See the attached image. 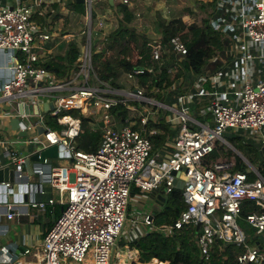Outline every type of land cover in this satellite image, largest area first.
<instances>
[{
    "label": "built area",
    "instance_id": "1",
    "mask_svg": "<svg viewBox=\"0 0 264 264\" xmlns=\"http://www.w3.org/2000/svg\"><path fill=\"white\" fill-rule=\"evenodd\" d=\"M112 1L124 5L130 3V0ZM91 2L85 0L86 26L75 62L76 69L67 80H57L43 68L36 52V40H47L49 36L41 33L32 20L33 7L16 5L9 9L0 1V50L11 53L8 70L12 74L1 85L0 102L9 105L15 103V117L25 123L26 133L38 125L43 126V139L37 137L26 141V144H35L41 149L57 146L59 156L66 158L65 165L51 167L48 171V185L57 194V199L26 204L27 208L37 213L44 212L46 205L62 206L60 215L44 234L40 251L34 254V261H18L0 254V264L129 262L133 260L131 253L116 249L127 220L131 189L134 187L139 192L151 194L162 188L166 198L176 189V180L183 183L181 196L184 210L173 225H162L157 231L169 235L173 230L199 224L196 245L203 259L209 258L210 249L220 240L225 244L244 247V252L237 256L238 264L263 263L264 249L247 246V237L240 229L238 220L244 201L253 202L264 210V178L256 168L248 169L246 166L244 171L236 170L234 156L231 160L208 164L204 159L216 151L219 141L229 147V143L222 138L226 129L259 132L264 127V74L257 83L244 79L242 85L234 90L207 92L197 89L195 94H189V97H211L209 108L213 122L212 127L191 129V119L181 102L182 98L179 108L175 109L148 97L135 84L136 76L142 75L145 69L137 67L124 74L126 81L133 82V87L128 90L111 89L97 79L92 65ZM210 2L213 4L208 18L210 28L225 36L232 33L231 37L236 40L245 39L239 48L243 59L239 65L244 67L245 62L251 59V55L247 54L249 47L262 51L264 58V0ZM97 27L102 29V24L98 23ZM238 35L240 38L235 37ZM166 51L178 57L174 65L180 67V60L187 52L183 41L174 37L165 47H156L152 51V62L159 63ZM222 75V71L213 74L210 79L213 86L218 84ZM238 75L244 76L241 68H238ZM110 94L115 96L111 97ZM44 101L52 103V110L38 113V120H34L25 110ZM117 105L125 106L130 114L139 113L138 130L133 128L136 123L131 119L133 115L121 124L110 114L111 108ZM147 107H152V110L149 111ZM157 107H160V111L155 109ZM70 111H77L80 116L89 118L92 129L100 134L95 152L77 149L81 119L72 116ZM160 113L171 114L167 121L178 125L168 142L170 152L165 156L159 151L154 152L148 139L156 131H146L148 121L159 117ZM48 115L55 118L60 129L51 130L45 125L44 117ZM261 144L264 146V139ZM12 153L13 181L21 185L25 178V157ZM43 163L47 164L48 159H44ZM43 173L39 171V175ZM250 175L253 179H250ZM1 185L11 187L10 183ZM9 196L6 192L5 197ZM4 205L5 215L11 219L15 206L12 203ZM26 214H29L28 211ZM36 217V213L31 215V220ZM244 220L255 230V234L264 232V213L248 214ZM152 221V216L143 218L146 226H151ZM33 248L25 247L22 256L30 255Z\"/></svg>",
    "mask_w": 264,
    "mask_h": 264
},
{
    "label": "trees",
    "instance_id": "2",
    "mask_svg": "<svg viewBox=\"0 0 264 264\" xmlns=\"http://www.w3.org/2000/svg\"><path fill=\"white\" fill-rule=\"evenodd\" d=\"M72 4L76 10L85 15V5L75 2ZM199 4L198 11L189 13L191 19L194 20L190 24H187L181 17L165 20L159 16L156 29L160 37L157 41L151 40L148 34L139 32L130 26L134 15L127 5L115 4L116 14L121 16L116 28L104 35L100 48L96 49L93 45L95 48L93 47L92 65L97 79L106 83L111 89H126L129 87L120 82L121 76L140 67L145 71L142 75L136 76L135 84L142 88L147 96L154 94L157 101L163 102L167 101L168 94L173 97L179 94L181 91L176 90L175 85L177 88L190 85L197 77L204 74L205 67L211 59L217 56L224 57L228 51L229 38L213 31L208 25L212 2L207 4L200 2ZM93 17L94 14L91 11V18L93 19ZM174 37L180 38L187 49L186 55L180 60V67L174 65L178 57L173 54L164 53L159 63H153L152 51L158 46L165 47L168 41ZM67 46L72 52L67 51L64 55L58 54L43 64V68L57 80H67L71 72L76 69L75 62L79 50L73 44L69 43ZM215 67L218 68L220 65L216 64ZM132 87L133 85L129 89ZM163 92L164 95H162ZM110 96L115 95L110 94ZM198 99L204 104V107H207L208 99L197 98L195 100ZM109 112L121 124L125 119L130 118V111L123 105H117ZM69 113L81 119V130L76 139L77 149L87 153L95 152L100 142V134L90 126L91 120L80 116L77 111ZM131 119L136 122L133 128L138 130L139 116ZM44 123L51 130L61 128L53 117L45 118ZM151 130H155L156 133L148 136V139L153 151L156 152L172 137L168 125L162 121L161 117H155L154 120L148 121L146 131ZM232 141L239 144V146H235L230 142L237 152L242 154L240 149H244L245 154L242 155L249 164L254 165L260 162L257 170L264 178V149L259 150L242 145L239 142V137L232 138ZM237 164L238 171L246 169V165L239 159ZM250 179H253L252 175H250ZM133 193L131 192V197ZM161 205V210L153 216L155 226L173 225L185 207L181 191L174 189ZM61 208L62 206L57 205L58 216L61 213ZM251 213L263 214L264 210L253 202L244 201L241 207V218L245 219ZM197 235L198 231L195 227L185 226L180 230H173L169 235L155 231L144 233L131 245L138 250V262L143 264L149 263L152 259H156L158 264H165L164 262L167 264H238L237 256L244 252L243 246L225 244L218 240L210 249L209 258L203 259L196 245ZM255 235L253 245L263 250L264 243L261 240L264 241V232ZM259 237L261 238L258 239ZM248 244L247 242V246Z\"/></svg>",
    "mask_w": 264,
    "mask_h": 264
},
{
    "label": "crops",
    "instance_id": "3",
    "mask_svg": "<svg viewBox=\"0 0 264 264\" xmlns=\"http://www.w3.org/2000/svg\"><path fill=\"white\" fill-rule=\"evenodd\" d=\"M73 2L76 3L75 0H6L5 1V5L8 7H11L14 4L18 6L33 7L34 14L32 20L39 27L41 33L49 36L47 40L37 39L35 42L36 52L39 54V58L42 64L46 63L49 59H51L52 57L58 54L64 55L67 51L72 52V50L67 46L69 43L75 45V47H77V49L80 51L82 44L81 38L82 35L84 38L83 33L85 28L83 30L79 17H84L85 15H82L78 10L74 8L72 4ZM200 2L207 4L210 2V0H199V3ZM106 3H108V6H106ZM117 3L118 2L112 0H92L91 11L94 14L93 19L91 18L92 25H95L97 27V24L101 23L103 26V22H104L103 20L106 19L105 16L112 15L113 13L116 15L118 19L121 18L120 15L116 14L114 9V5ZM141 3L143 4L141 5ZM144 4L147 5L148 2H146V0L144 1L130 0V3L127 5L129 10L134 15V20L132 22L133 27H136L135 24L138 22L136 20V17L138 18L140 17L139 16L140 14L138 13V8L140 5L143 6ZM212 7L210 9V13L212 12ZM189 13L190 11L188 12V14H186V17L187 19L189 18L190 20H192ZM85 14H86V8H85ZM155 17L158 20L159 17L158 13L155 15ZM157 20H155L156 22L155 26L157 24ZM84 24L86 26V18ZM97 31H98V27H97ZM146 31L150 36L151 40L157 41V39L160 37V35L159 37H154L153 36L154 33L150 35L149 29ZM228 35H230L227 36L229 38V46L227 53L224 54V57L217 56L215 57V59L213 58V60H210L205 67V71L203 75L197 77L193 82H191L190 85L184 86V88L180 90L181 92H179V94L172 97V99H169L167 97V100L170 101L173 100V102L175 101L174 103L177 105H179L180 98H182L181 102L184 103V106L187 108V114L191 119L189 123L191 129L197 130L201 126L212 127L213 122H212L210 108L204 107V104H202L200 99L195 100L197 98H206L208 99V105H209L211 97L209 96L200 97L196 95L189 97L188 96L189 94H195V91L197 89H203L204 91L207 92H214V91L221 92L225 90L230 91L240 87L244 79H247L248 81L253 83H257L260 79L263 78L264 58L261 55L262 51L260 52L259 49L256 50L254 47H249L247 54L251 55V59L245 62L244 67L243 66L241 67L239 64L241 61H243V59L241 57V52L239 48L241 47L242 43L244 44L245 39H241L240 41V39L239 40H236L235 38L233 39V37H231L232 33ZM239 36L240 35L235 37L240 38ZM10 55L11 53H9L8 51L0 50V88L2 83L10 79L12 76L11 72L8 70V67L11 65ZM216 64H219L220 67L218 68L215 67ZM238 68H241V71L244 76L238 75ZM217 71H222L223 75L219 78L218 84L213 86V84L210 82V79L213 76V74ZM201 79H205L206 81L202 82ZM49 103L51 102L44 101L39 106L43 108L44 105L48 106ZM170 107H174V106H170ZM170 116L172 115L171 114L168 115L166 113H160L159 115L162 121L168 125L169 132L171 133L172 136L173 134L172 130L176 129L175 128L176 124L172 122L169 123L167 121V119L170 118ZM13 118H16L15 109L11 106V104L9 105L7 104V102H0V167L10 164V167L12 169H14V164L10 160V152L12 153L13 151L16 156L26 158L27 156L31 155L34 152L35 146L38 147L35 144H26V141L37 138L35 129L28 131L27 137H23V138L17 137L16 135L17 131L12 130V127L10 126V121ZM19 121L21 120L19 119ZM1 133L3 134V136L1 135ZM168 142L169 140L165 142L159 150H157L162 156L168 155L170 152V146H168ZM232 156L235 157L236 166L238 165L237 164L238 159L244 165L248 163V161H246L243 157H241L242 158L241 159L238 158L235 154L232 153L228 154V152H224L223 154H219V153L216 154L214 157V161L231 160L230 158H232ZM65 159L66 158H64V156L57 155L56 158L48 160L47 164H44L43 162H30L29 166L32 171V175H29L26 169H24L25 178L23 179L21 185H27L28 204L36 203V202H46L49 199H55V200L57 199V194L48 185V181H49L48 171L51 167H58L57 165H55V162ZM206 163L208 164L210 162L206 161ZM40 170L44 172L43 175H39ZM131 192L134 193L132 197L130 195V202L128 206L129 208L132 201H134L135 199L139 201L141 200L144 201L147 199L152 200L150 194H141L139 193V190L137 188L133 187L131 189ZM152 201L155 202V200ZM27 203H22V202L21 203L16 202V204L12 203L14 204L15 209H14L13 217L11 219H7L5 215L6 213L5 205L0 204V254H2L3 256L4 254H6L5 256H8V258L10 257L18 261H23L19 259L20 256L22 255L23 246L25 247L40 246L44 234L52 226V224L55 222L58 216L57 214L58 204H51V205H46V210L42 213L41 212L37 213L36 210H34L37 217L31 220L32 213H30V208H27L26 206ZM155 203L158 204L160 208H162V205L159 202H155ZM27 211L29 213L28 215L26 214ZM140 212L146 215H150L154 219L153 216L157 211H154L152 214H150L149 212L141 211V208H139L138 214ZM39 216L45 217L46 222H43L42 230L39 234L41 239L39 243H36L35 234L30 232V228L27 227V223L29 222L33 224L38 222L37 218ZM27 217H29V219ZM25 226L27 228H25ZM152 226H154V221H152V225L149 227ZM154 227L155 229L153 231L159 232L157 230H160V226L159 227L154 226ZM124 231L125 230L123 229V232L121 233L119 239L121 237L125 239L127 236V242H128V235ZM135 241L136 240H134V242ZM253 247L254 246H252L251 248ZM124 251H129L131 253L133 258V260L131 261L138 262V250L136 249V247L129 246V242H128V246ZM138 263L143 264L140 262ZM151 263L158 264V261L156 259H152ZM164 263L167 264V262Z\"/></svg>",
    "mask_w": 264,
    "mask_h": 264
},
{
    "label": "rangeland",
    "instance_id": "4",
    "mask_svg": "<svg viewBox=\"0 0 264 264\" xmlns=\"http://www.w3.org/2000/svg\"><path fill=\"white\" fill-rule=\"evenodd\" d=\"M146 2H148L147 5L144 4L143 6H141L143 4V3H141V5L138 8V13L140 14L139 15L140 17L139 18L136 17V20L138 22L135 24V26L137 28L132 26L133 23H131L130 26L135 28L137 31L144 32L146 34H148L146 30L149 29L150 35L152 33H154L153 34L154 37H159V32L157 31L156 26H155V23H156L155 20H157L155 15L157 13L160 17H163L165 20H170L171 18L181 17L187 24H190L194 20L193 19L190 20L189 18L187 19L186 14H188L189 11L195 13L196 11H198V8L200 5L199 0H146ZM85 8H86V5H85ZM85 16L79 17L83 30L85 28V24H84L85 23ZM105 17H106V19L103 20L104 22H103L102 29H100V30L98 29V31H97V27L95 25H93L92 35H93V43H94L96 49L98 47L100 48V46L102 45L104 35L116 28L117 22L119 20L114 13L112 15H106ZM82 38H83V35H82ZM82 38H81V43H83ZM167 52L168 51H166V54H172L171 52H169V53H167ZM120 82L126 84L129 88L133 84L132 81H126L124 75L121 76ZM129 88H126V89L123 88V89L128 90ZM174 88H176V90H182L184 88V86L177 88V85H175ZM162 95H164V92L162 93ZM148 97H151L152 99L156 100L154 94H150ZM167 97L169 99H172L173 96H170L168 94ZM174 102H173V100H171V101L167 100V101H165V104L167 106H174L175 109L179 108V105L175 104ZM206 106L209 108L208 104ZM29 108H31V111H32L31 117L34 120H38V114H35L34 106H30ZM147 108L149 111L152 110V107H147ZM155 109L160 111V107H157ZM142 113L145 114V111H142ZM166 114L169 115V113H166ZM132 115L134 117H137V116H139V113L138 112H131L130 116H132ZM48 117H51V116L50 115L45 116L44 119L45 118L48 119ZM177 127H178V125L176 124L175 128L177 129ZM176 129L172 130V133H174L176 131ZM173 135L174 134H172L171 137H173ZM235 137H239V142H241L242 145L249 146L251 148H257L259 150L264 149V146H262V144H261L262 139H264V127L261 128V130L259 132L242 131V130H238V129H235V130L234 129H226L222 135V138L225 140V142L229 143V147L227 145H225L224 143H222L221 141H219L216 145V151L214 153L210 154L209 156H207L204 159V161L211 163L214 161V157L216 154H218V153L223 154L224 152H228V154H230V153L235 154L238 158H241V157L244 158V156L242 155V154H245L244 149H242L240 147L242 154L241 153L238 154V152L233 148V146L230 145V142H232L233 145L239 146V144L232 141V138H235ZM29 147H30V145H29ZM65 163H66L65 160H60V161L55 162V165L61 166V165H65ZM259 164H260V162H257V164H254L253 167L257 169ZM246 166L248 169L250 168L249 163H247ZM140 193H142V192H140ZM142 194H146V193H142ZM139 208H141V211L149 212L150 214H152L154 211H160L161 210L160 206L158 204H156L155 202H153L151 199H147L144 201H142V200L139 201V200L135 199L134 201H132L130 208L128 207L127 220L124 224V230H125L124 232L127 233V235H128L129 246H132L131 244H133L134 240H137L141 234H144L147 232H152L155 229V227H154L155 224L152 227L145 226L143 224V218L146 214H143L142 212H140L138 214ZM30 213H32V215H34L35 214L34 209L30 208ZM27 218L29 219V217H27ZM37 221L38 222L33 223V224L28 222L27 227L30 228V232L35 234L36 243H39V241L41 239L39 234L42 230L43 222H46V218L39 216L37 218ZM238 225L247 237L246 244L248 242L249 243L248 246H250V247L254 246L253 245L254 244V238H255L254 236H256L255 230L252 229L245 222V220L242 218H240L238 220ZM27 227L25 226V228H27ZM260 238L261 237H259L258 239H260ZM128 242H127V236L125 239L122 237L120 239H118L116 251H124L126 249V247L128 246ZM261 242L264 243L263 240H261ZM27 247H31V246H27ZM24 248H25V246L22 247V249H24ZM39 251H40L39 246H34V248L31 250L30 255H27V256L21 255L19 259L26 261V262L27 261H34V254L38 253ZM18 255H20V254H18Z\"/></svg>",
    "mask_w": 264,
    "mask_h": 264
},
{
    "label": "water",
    "instance_id": "5",
    "mask_svg": "<svg viewBox=\"0 0 264 264\" xmlns=\"http://www.w3.org/2000/svg\"><path fill=\"white\" fill-rule=\"evenodd\" d=\"M2 5L5 6L6 0H0ZM77 4L84 5L85 0H75ZM16 6L14 4L13 6L9 7V9H13ZM11 106L15 108V103H12ZM52 103H49L48 106L44 105L43 108L40 106L34 105V111L35 114H38L40 112H47L49 110H52ZM28 113H32L31 108H28L25 110ZM10 126L12 127V130L17 131V137H26L27 133L25 131V123L19 121L17 118H13L10 121ZM36 135L39 140L43 139V133L44 128L41 125H38L35 127ZM34 146V145H33ZM38 146V145H37ZM59 149L57 146H50L45 149H41L39 146H35L34 152L27 156L24 161L25 169L28 172L29 175H32V171L30 169L29 163L30 162H43L44 159H54L59 156L58 153ZM58 153V154H57ZM239 154V152H238ZM250 167L254 168L251 164H249ZM14 176V170L10 167V164L4 165L0 167V204L5 203H16V202H22L27 203L28 197H27V185H20L18 183H15L13 181ZM2 183H10V188H5L4 185H1ZM176 189L181 191L183 183L179 180L175 181ZM8 192L10 196L8 198L5 197V193ZM17 193H21V195L17 196ZM150 196L152 197V200H155V202H159L160 204L165 201V197L163 196V190L162 188L157 193H151ZM62 211V208H61ZM196 231L199 229V224L195 226Z\"/></svg>",
    "mask_w": 264,
    "mask_h": 264
},
{
    "label": "bare ground",
    "instance_id": "6",
    "mask_svg": "<svg viewBox=\"0 0 264 264\" xmlns=\"http://www.w3.org/2000/svg\"><path fill=\"white\" fill-rule=\"evenodd\" d=\"M123 264H139L138 262H134V261H131V262H126V261H123ZM147 264H152L151 262L147 263Z\"/></svg>",
    "mask_w": 264,
    "mask_h": 264
}]
</instances>
